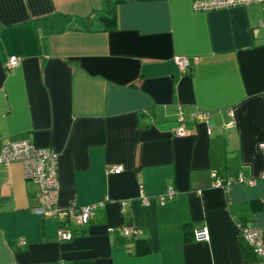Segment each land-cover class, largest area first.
<instances>
[{"label": "crops", "instance_id": "0c3cea01", "mask_svg": "<svg viewBox=\"0 0 264 264\" xmlns=\"http://www.w3.org/2000/svg\"><path fill=\"white\" fill-rule=\"evenodd\" d=\"M262 20L259 4L0 0V147L13 139L53 149L59 205L95 206L90 223H66L73 238L60 241L59 222L34 213L37 184L20 163L0 164V264L253 261L238 222L264 231ZM12 55L19 64L7 70ZM117 165L121 173L108 172ZM212 173L232 184L211 186ZM168 186L175 195L159 204ZM198 226L208 241L186 239Z\"/></svg>", "mask_w": 264, "mask_h": 264}, {"label": "built area", "instance_id": "2783aa9c", "mask_svg": "<svg viewBox=\"0 0 264 264\" xmlns=\"http://www.w3.org/2000/svg\"><path fill=\"white\" fill-rule=\"evenodd\" d=\"M251 4H259L264 8V0H192V7L195 11H213L233 6H246ZM260 27L264 30V20L260 22ZM175 62L183 70L190 67V61L184 56H176ZM19 64V58L15 55L9 57L6 68L12 70ZM228 127H234L236 124L233 109H229ZM196 118L208 121L209 113L199 112ZM210 134V129H208ZM176 136L185 135L186 131L182 126L176 127L174 131ZM264 149V143L260 145ZM18 162L21 164L25 178L34 181L37 186V197L39 204L34 208V213L41 217L52 216L59 222L58 238L60 241H69L73 238L72 230L65 226L66 223H74L79 226H86L90 223L94 205L79 206L73 203L68 208H62L59 205L60 183L58 178V153L51 148H40L31 144L26 140L6 139L0 147V164H10ZM123 171L122 165L110 167L109 173L119 174ZM211 186L228 189L232 181L223 182L215 173H212ZM239 182L252 184L253 181L244 180L243 177L238 178ZM175 195L173 186H168L166 190L159 195V204H165ZM140 199L143 205L149 204V199L144 191H140ZM113 230V228L108 229ZM135 229L127 227L124 234L135 233ZM239 238L246 244L254 254V261L244 262L243 264H264V231L260 228L238 222ZM193 239L195 241H208L209 232L205 226H198L193 230ZM25 240H20L19 244H25Z\"/></svg>", "mask_w": 264, "mask_h": 264}, {"label": "trees", "instance_id": "16d2710c", "mask_svg": "<svg viewBox=\"0 0 264 264\" xmlns=\"http://www.w3.org/2000/svg\"><path fill=\"white\" fill-rule=\"evenodd\" d=\"M255 207H256V204H255ZM186 239L187 240L193 239V232H191V231L189 232V231H187V229H186ZM242 247H243L244 257H247L249 255V253L251 256L253 255L252 257H254V254L252 253L251 249L246 244H244ZM254 259H255V257H254ZM254 259H253V261H254ZM245 262H252L251 258L245 259Z\"/></svg>", "mask_w": 264, "mask_h": 264}]
</instances>
